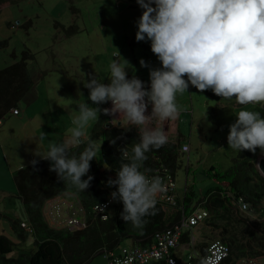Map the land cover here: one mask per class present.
<instances>
[{"label":"rangeland","instance_id":"1","mask_svg":"<svg viewBox=\"0 0 264 264\" xmlns=\"http://www.w3.org/2000/svg\"><path fill=\"white\" fill-rule=\"evenodd\" d=\"M141 12L135 0H14L0 7V41L7 43L0 48V69L19 61L24 50H30L34 55L27 62L33 86L18 103L21 116L25 114L30 121L19 122L8 113L0 128L1 131L12 132L8 144L0 142V215L8 214L12 219L27 222L13 178L14 164L20 165L25 158L29 161L27 165L34 159L39 161L49 150V143L66 142L68 129L72 127V118L77 114L80 103L106 108L107 103L91 105L88 90L84 88L85 80L94 76L99 82L107 84L113 60L120 64L126 60L128 65L124 67L128 78L136 77L148 85L149 68H142L139 61L143 59L150 68L160 65L151 53L149 42L132 40ZM177 104L181 111L176 118V132L169 140L178 141L180 145L187 144L190 149L188 153L179 152V167L174 172L175 191L181 201L185 194L190 198L185 208L190 213L203 207L199 201L209 189L222 186L218 176L231 168L233 159L238 155L237 151L227 146L229 126L235 122L237 113L247 108L264 116V103L241 106L234 99L221 98L217 104L207 94L190 86L186 93L177 95ZM95 122L89 123L87 136ZM36 133L47 135L45 146L40 144ZM93 141L95 158L104 167L100 141ZM30 146L34 159L29 156ZM118 203L114 201L109 207L112 217L116 215ZM169 213L176 215L177 211ZM240 215L246 214L233 209L226 215L229 220H214L210 216L198 225L195 235L197 238L206 236L209 241L220 239L222 227H213L211 223L215 222L224 225L232 235L243 241L247 228L236 222ZM252 218L261 220L258 215H252ZM0 234L14 243L12 257L18 255L20 248H32V235L28 233L26 240L21 242L3 218H0ZM130 244V240L121 243ZM75 249V246L65 247L67 260ZM191 250L180 246L174 252L185 262ZM234 262L246 264L238 259ZM258 263L264 264V257L258 259ZM84 264H103V258L97 254Z\"/></svg>","mask_w":264,"mask_h":264},{"label":"clouds","instance_id":"2","mask_svg":"<svg viewBox=\"0 0 264 264\" xmlns=\"http://www.w3.org/2000/svg\"><path fill=\"white\" fill-rule=\"evenodd\" d=\"M135 2L142 10L135 41L150 43L160 67L150 68L143 59L139 61L142 68H149L148 85L136 77L128 78L126 60L123 64L113 60L107 84L90 76L84 83L88 101L91 105L111 102V109L80 103L67 141L49 143V150L40 158L51 162L49 170L59 179L84 192L93 177H82L96 156L95 141L86 129L97 121L98 113L122 114L126 125L139 130V142L132 145L131 155L123 152L127 162L120 164L116 178L108 179L107 186L116 189L110 193L111 199L123 205L121 219L141 227L144 217L154 213L156 197L165 190L161 177L146 175L149 170L141 168L146 153L167 142L161 125L178 117L177 95L191 86L199 92L211 90L225 100L234 99L241 106L264 103V0ZM45 136L42 133L40 140ZM85 140L87 147L79 156L68 155L70 146L78 147ZM227 146L237 152H264V116L247 108L240 110L229 126ZM37 162L34 159L30 164L35 168ZM247 208L242 205V210Z\"/></svg>","mask_w":264,"mask_h":264},{"label":"trees","instance_id":"3","mask_svg":"<svg viewBox=\"0 0 264 264\" xmlns=\"http://www.w3.org/2000/svg\"><path fill=\"white\" fill-rule=\"evenodd\" d=\"M14 0H0V7ZM132 40H135L132 38ZM7 45L6 41H0V48ZM34 58L30 50H24L21 59L13 64L0 69V120L5 119L12 109H18V103L32 87L33 81L27 70V62ZM209 97L219 104L220 97L211 90L204 91ZM219 105L217 110H219ZM216 111V110H215ZM89 137L100 141V156L105 170H101L98 160L90 161L89 172L82 180L92 176L90 187L84 192L71 185L69 181L59 179L55 172L50 171V161L39 160L35 168L29 164L14 171V182L19 199L22 201L27 223L32 228V248H20L16 257L10 256L14 250V243L5 235L0 234V264H84L99 250H115L125 240H130L136 245H149L157 230L170 226L180 216L168 214L159 204L155 205L154 213L144 217L141 227H134L130 222L121 219L123 205L117 204L115 217L106 221L94 217L92 208L96 203L108 199L110 190L106 189L107 175L116 177L120 164L127 162L123 156L125 150L131 155L132 145L139 142L137 128L126 129L114 124L111 116L99 113ZM87 147V140L80 146L69 149L68 155L79 156ZM180 143L167 142L159 148H153L146 153L141 171L148 169L146 175L154 173L155 169L167 168L174 175L179 167ZM259 149L255 153L240 151L233 159L231 168L218 176L226 185L209 189L199 203L209 212V217L214 220H229L231 210L235 209L240 215L236 222L245 225L247 231L245 240L240 241L224 225L212 222L215 228L222 227L221 240L231 248L230 255L225 264H235L234 260H256L264 257V177L259 173L256 163L261 155ZM107 165V167L105 166ZM213 170V168L211 169ZM214 171V170H213ZM217 176V174H214ZM70 193L79 200L86 211L88 227L83 230H54L49 227L42 215L44 202L52 197ZM190 201L187 194L183 203ZM248 205L246 211L240 210V203ZM252 215H258L259 219H253ZM6 219L17 238L24 242L28 232L21 227L18 219H12L8 215H0ZM207 218V219H208ZM75 246L70 260L66 258L65 247Z\"/></svg>","mask_w":264,"mask_h":264},{"label":"built area","instance_id":"4","mask_svg":"<svg viewBox=\"0 0 264 264\" xmlns=\"http://www.w3.org/2000/svg\"><path fill=\"white\" fill-rule=\"evenodd\" d=\"M111 107V102H108L106 108L111 109ZM11 111L15 115L19 113L18 109H12ZM150 111L151 106L148 109V113H150ZM173 123V120H168L161 125L167 136V142H170L169 136L171 131L169 129ZM180 151L188 153L189 146L187 144L180 145ZM152 175L161 177L165 187L164 192L158 194L156 197V204L161 205L167 213H169V211H180L179 218L170 226L157 230L153 235L152 243L149 245L141 246L131 242L130 245H120L115 250H100L107 258L106 264H117L118 261L119 264H225V260L228 258L231 251L230 246L225 241L221 239L211 240L206 244L204 250H200L196 246V227H198L201 222L207 220L209 212L202 207L196 208L190 213L185 211L186 207L183 201L179 200L175 191L174 175H172L167 168H157L154 173L149 176ZM107 176L108 179L116 178L113 175ZM105 187L111 192L116 190L114 187H108L107 182ZM113 203L114 200L111 199L109 194L107 200L96 203L93 206L92 214L102 221L108 220L111 217L109 207ZM244 204L246 203H240L241 211H246L242 210V205ZM42 215L47 225L57 231H76L88 227L86 211L79 200L77 198L73 200L65 194L46 200L42 206ZM21 227L28 233H32V228L27 222L22 221ZM180 246L192 249L189 259L185 262L181 261L174 252V250ZM244 262L246 264H259L258 260L254 258L247 259Z\"/></svg>","mask_w":264,"mask_h":264},{"label":"crops","instance_id":"5","mask_svg":"<svg viewBox=\"0 0 264 264\" xmlns=\"http://www.w3.org/2000/svg\"><path fill=\"white\" fill-rule=\"evenodd\" d=\"M32 86H33V84H32ZM32 88V87H31ZM30 88V89H31ZM149 108H150V105H149ZM18 110H19V113L17 114V115H15V114H13L12 113V111H10L9 112V114L10 115H12V116H14L15 118H16V120L17 121H19V122H29L30 120H29V118L27 117V116H25V114L23 115V116H21V109L20 108H18ZM147 114V113H146ZM22 117V118H21ZM111 119H112V122L114 123V124H117V125H121L122 127H124V128H126V129H129V128H135V127H132V126H130V125H126L125 124V122H124V120H123V116H122V114H120V113H116V114H113V116L111 117ZM32 120V119H31ZM2 122H3V120H0V128H1V125H2ZM173 122L174 123H177L176 122V119H174L173 120ZM173 123V125L170 127V131H171V134L172 133H175L176 132V125ZM1 131V130H0ZM171 134H170V136H171ZM12 136V132H9L8 130H2L1 131V134H0V142L1 143H5V144H8L9 142H8V140H9V138ZM169 136V137H170ZM36 137L38 138V141L40 142V144L42 145V146H45V143L44 142H46L45 140L47 139V135H46V137H45V140H43V141H41L40 140V137H41V133L40 134H38V133H36ZM89 137V136H88ZM175 142V141H174ZM177 142V141H176ZM31 147V149H29V152H30V159H34V157L35 156H33L32 155V151H33V148H32V146H30ZM73 147H76V146H70V148H73ZM190 149V148H189ZM43 155V154H42ZM40 157H41V155H40ZM28 158H25V159H22L21 160V162H20V165L19 164H14V167L12 168V169H14V170H16V169H18L19 167H22V165H27L28 163H29V161L27 160ZM100 159V158H99ZM42 160V159H41ZM98 162H99V166H100V169L103 171V170H105V168L103 167V165H101V163H100V161L98 160ZM21 163H23V164H21ZM226 185V182H222V186L224 187ZM66 196H68L69 198H72L73 200L76 198L74 195H72V194H70V193H66L65 194ZM194 210V209H193ZM8 215V214H7ZM9 216V215H8ZM206 222V221H205ZM198 227H196V229H197ZM206 236H201L200 235V237L199 238H197V242H196V246L200 249V250H204V248H205V246H206V244L209 242V240L208 239H206L205 238ZM100 251V250H99ZM101 256H102V258H103V264H106V262H107V258L105 257V255L103 254V253H99ZM98 254V255H99ZM95 255H97V254H95ZM94 256V255H93ZM92 258V257H91ZM91 258H89L88 260H90Z\"/></svg>","mask_w":264,"mask_h":264},{"label":"water","instance_id":"6","mask_svg":"<svg viewBox=\"0 0 264 264\" xmlns=\"http://www.w3.org/2000/svg\"><path fill=\"white\" fill-rule=\"evenodd\" d=\"M256 166L259 173L264 177V156H259Z\"/></svg>","mask_w":264,"mask_h":264}]
</instances>
